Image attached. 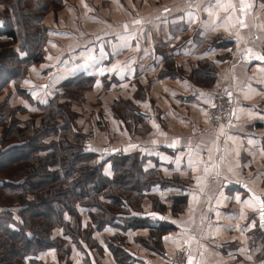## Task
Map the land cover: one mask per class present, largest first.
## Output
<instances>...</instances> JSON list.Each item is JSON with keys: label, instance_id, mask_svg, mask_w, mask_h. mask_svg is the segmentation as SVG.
I'll use <instances>...</instances> for the list:
<instances>
[{"label": "crops", "instance_id": "1", "mask_svg": "<svg viewBox=\"0 0 264 264\" xmlns=\"http://www.w3.org/2000/svg\"><path fill=\"white\" fill-rule=\"evenodd\" d=\"M211 2L65 0L58 10L60 22L47 26L48 67L44 65L36 76L30 69L34 76L22 88L49 85L59 90L77 77L93 78L90 96L101 95L107 107L103 128L91 121V148L102 149L105 156L134 153L146 159L141 164L143 172L157 174L141 192L145 199L128 223L92 234L95 245L86 249L85 260L75 245L69 246L72 264H162L179 249H185L188 258L187 237L178 225L195 237L191 255L200 264H264L259 212L242 203L250 198L249 189L264 198V63L244 58L249 47L264 53V3L251 0L246 28L205 30L210 18L204 8ZM233 3L239 15V0ZM225 15L220 11L217 23L224 22ZM135 20L143 23L134 24ZM237 31L242 36L239 44ZM125 39L128 47L123 46ZM113 65L125 70L109 71ZM217 91H223L232 103L223 127L234 141L226 140L220 128L213 132L204 124L210 104L201 102L200 93L213 99ZM116 103L124 104L128 112L126 107L135 106L132 121L128 112L126 118L113 116L111 107ZM174 138L180 143L169 147ZM189 147L204 162L211 156L210 163L219 165L220 174L213 168L202 192L195 177H204L205 165L192 171ZM106 168L110 172L109 165ZM193 193L198 201L192 200ZM82 218L87 224L88 216L82 214ZM137 220L145 226L137 227ZM159 229L167 232L156 238ZM166 236L179 237L180 246L166 241ZM40 259L60 264L55 251L41 254Z\"/></svg>", "mask_w": 264, "mask_h": 264}, {"label": "trees", "instance_id": "2", "mask_svg": "<svg viewBox=\"0 0 264 264\" xmlns=\"http://www.w3.org/2000/svg\"><path fill=\"white\" fill-rule=\"evenodd\" d=\"M63 5L65 0L0 1V42L6 44L0 43V94L11 87L26 103L13 114L7 100L0 101V264H45L40 255L47 251L68 259L70 245L85 260L86 249L95 245L92 234L128 223L145 199L141 192L157 176L143 172L146 159L134 153L105 156L102 149L91 148L90 125L78 127L70 104L61 101L69 88L90 90L93 78L77 77L59 90L47 85L44 102L42 91L39 99L33 96L37 86L22 88L30 82V69L41 75L48 67L49 30L42 21ZM17 111L25 118L19 119ZM113 116L125 115L116 110ZM82 214L89 219L85 225ZM160 230L156 238L167 232Z\"/></svg>", "mask_w": 264, "mask_h": 264}, {"label": "snow or ice", "instance_id": "3", "mask_svg": "<svg viewBox=\"0 0 264 264\" xmlns=\"http://www.w3.org/2000/svg\"><path fill=\"white\" fill-rule=\"evenodd\" d=\"M86 8L88 7L87 4L84 5ZM251 0H239L238 5V11L239 15H237V4L233 3V0H212L211 3H209L205 8L204 11L209 16V22L205 24V30H216L218 27H225L226 30L228 26L235 27L236 25H239L241 29L247 27L246 23V17L249 13V10L252 8ZM165 11H168V9H165ZM223 11L226 15L224 17V22L217 23L219 20V12ZM189 16L192 17V13H189ZM134 24H141L143 23L142 20H135L133 21ZM125 32H127V25L124 26ZM242 40V36L239 31L236 33V41L237 44ZM53 47H56V45H52ZM124 47H128L127 40L125 39ZM139 46H137L138 48ZM246 55L245 59L251 61L252 59L258 60L262 63H264V53H260L255 51L253 48L249 47L246 48ZM23 55V53H21ZM51 59V57H49ZM119 69V71L123 72L125 69L123 67H120L119 65H113L111 69H108L109 71H115ZM101 74H103V70H101ZM25 83H28L27 81ZM97 86H99V81H97ZM254 90L249 89V92H252ZM248 93H246L247 96ZM33 95L35 96L36 93L34 92ZM229 96H231V93H229ZM200 97L202 98V103H207L215 107V104L213 103L212 99L208 98L205 93L201 92ZM44 102V101H42ZM153 127L159 128V125L155 124L153 122ZM220 134L224 135L226 137V140H235L234 137L229 136L225 131L223 125L220 127ZM161 135H164V133H161ZM155 143V141H153ZM180 143L179 138H174L171 143L168 145L169 147L175 148ZM249 143H252L250 140ZM190 144V142H189ZM131 147H135L134 145ZM238 154V153H237ZM166 159V157H165ZM179 157L177 158V170H179ZM221 160H223V157H221ZM212 161V157L209 156V162H204L202 158L199 155V152L193 153L191 147H189V167L192 169L193 172L197 171L199 164L204 163V177L197 176L195 177L196 183L198 186H200V191H203V186L206 182L207 176L211 173L213 168H216V175L218 176L219 173V165L215 163H210ZM231 171L232 169L229 168ZM246 187V185H245ZM251 193V196L249 199H246L242 201L244 205H246L249 208L257 209L259 212V217L261 221V226L264 227V198H261L260 196L256 195L254 192H252L251 189L248 190ZM221 195H223L221 193ZM199 197L195 195V193L192 194V200L198 201ZM235 199L239 202L240 197L237 195ZM150 215L153 218L157 217L156 213H150ZM219 215V214H217ZM241 216H243V212L241 213ZM160 219H163V217H160ZM173 223H177L176 221H173ZM182 227V236H186L187 239L184 240V245L188 247L189 255L187 258V264H200L199 261H195L194 257L191 255V244L195 240L194 236L189 235V229L186 227H183L182 225H178ZM166 241H170L177 246H180V238L179 237H172V236H166L164 238Z\"/></svg>", "mask_w": 264, "mask_h": 264}, {"label": "rangeland", "instance_id": "4", "mask_svg": "<svg viewBox=\"0 0 264 264\" xmlns=\"http://www.w3.org/2000/svg\"><path fill=\"white\" fill-rule=\"evenodd\" d=\"M63 6H65V5H63ZM60 8H63V7H60ZM58 10H59V8H57V12H56V9H54V10H52L53 12H51V13L48 12L47 14L44 15L42 22H43V25L45 27L48 26V28L49 27L53 28L52 27L53 21H55V23L60 22L57 20L58 13H59ZM1 12L4 13L5 15H7V13L9 11L6 9L4 10V8H1ZM0 43L6 45L5 42H0ZM6 47H7L6 49H11V47H8V45ZM1 51H2V46L0 47V52ZM36 71H38V70H36ZM36 71H35V76L38 73ZM31 75L34 76L33 73L30 74V76ZM31 79L32 78L30 77V81H31ZM41 91L44 94L43 90L38 87V91L36 92V95L35 96L33 95L35 99H39L41 97ZM49 92L50 91L48 90V93ZM91 92H93V91H91ZM90 94H91L90 90H88L87 88H84V87L69 88V90L68 89L66 90L65 95H64L65 97H64V99H62L61 102L62 103L67 102L68 104H70L68 108L75 115L76 123H77L78 127L83 128V126L87 123L91 127V121H92V122H95L99 128H103L102 118L106 114L105 108L107 106L103 105L101 95L90 96ZM43 98H46L45 94H44ZM2 100H5V101L7 100V103H9V106H10L9 109L12 111L13 114L17 109L20 108L19 105H23V106L26 105V103L24 102V98L21 97L20 95H18L17 93H15L14 89L11 87L4 89L3 92L0 94V101H2ZM40 101H41V99H40ZM124 103H126V102H124ZM132 107L134 110L135 106H132ZM112 108H114V111H116V110L119 111L122 116H124L128 112V111H125V109H124L125 105L122 103H119V104L116 103L114 106L111 107V109ZM126 109H129V108L126 107ZM103 111H105V113ZM114 111H113V113H114ZM134 111L136 112V110H134ZM131 112H133V111L130 110V112H128V113H131ZM17 113H18L17 115H18L19 119L25 118L24 114H20V113H22L21 111H17ZM26 116H27V114H26ZM130 129H132V124L130 125ZM129 131L131 132V130H129ZM4 201L10 202L11 200L6 195H4ZM58 261H60V264H68V259L61 258V260L58 259Z\"/></svg>", "mask_w": 264, "mask_h": 264}, {"label": "built area", "instance_id": "5", "mask_svg": "<svg viewBox=\"0 0 264 264\" xmlns=\"http://www.w3.org/2000/svg\"><path fill=\"white\" fill-rule=\"evenodd\" d=\"M215 107L209 106L204 117V124L206 127L217 132L221 125L226 123L232 113V103L223 91H217L212 99ZM187 260V251L179 249L174 252L170 257L165 259L162 264H185Z\"/></svg>", "mask_w": 264, "mask_h": 264}]
</instances>
